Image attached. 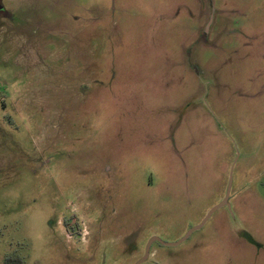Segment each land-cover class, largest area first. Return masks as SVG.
<instances>
[{
	"label": "rangeland",
	"instance_id": "obj_1",
	"mask_svg": "<svg viewBox=\"0 0 264 264\" xmlns=\"http://www.w3.org/2000/svg\"><path fill=\"white\" fill-rule=\"evenodd\" d=\"M264 264V0H0V264Z\"/></svg>",
	"mask_w": 264,
	"mask_h": 264
},
{
	"label": "water",
	"instance_id": "obj_2",
	"mask_svg": "<svg viewBox=\"0 0 264 264\" xmlns=\"http://www.w3.org/2000/svg\"><path fill=\"white\" fill-rule=\"evenodd\" d=\"M231 184H232V176H230L226 197L223 199V201L220 204L213 207L207 213L206 217L204 218V220L202 221V223L199 226L192 228L190 231L187 232V234L181 240H179L176 243H166V242H163L159 238H156V237L151 238L146 245L144 256L139 261H137L135 264H144L148 260V258L150 257V248L154 243H158L162 246L176 247V246H179L182 243H184L193 232L201 229L215 212H217L218 210L228 206V198H229V191L231 188Z\"/></svg>",
	"mask_w": 264,
	"mask_h": 264
},
{
	"label": "trees",
	"instance_id": "obj_3",
	"mask_svg": "<svg viewBox=\"0 0 264 264\" xmlns=\"http://www.w3.org/2000/svg\"><path fill=\"white\" fill-rule=\"evenodd\" d=\"M160 245V244H159ZM18 264H21V263H18Z\"/></svg>",
	"mask_w": 264,
	"mask_h": 264
},
{
	"label": "flooded vegetation",
	"instance_id": "obj_4",
	"mask_svg": "<svg viewBox=\"0 0 264 264\" xmlns=\"http://www.w3.org/2000/svg\"><path fill=\"white\" fill-rule=\"evenodd\" d=\"M158 244V243H157Z\"/></svg>",
	"mask_w": 264,
	"mask_h": 264
}]
</instances>
